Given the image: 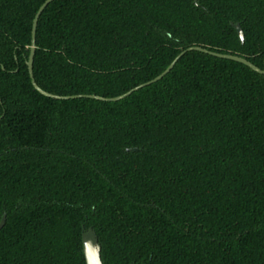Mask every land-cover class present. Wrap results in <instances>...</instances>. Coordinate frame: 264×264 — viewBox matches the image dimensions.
Masks as SVG:
<instances>
[{
	"label": "trees",
	"instance_id": "trees-1",
	"mask_svg": "<svg viewBox=\"0 0 264 264\" xmlns=\"http://www.w3.org/2000/svg\"><path fill=\"white\" fill-rule=\"evenodd\" d=\"M44 1L0 0V264H86L89 227L103 264H264V75L191 51L116 102L45 97ZM189 47L264 69V0H55L33 78L113 98Z\"/></svg>",
	"mask_w": 264,
	"mask_h": 264
},
{
	"label": "water",
	"instance_id": "water-1",
	"mask_svg": "<svg viewBox=\"0 0 264 264\" xmlns=\"http://www.w3.org/2000/svg\"><path fill=\"white\" fill-rule=\"evenodd\" d=\"M53 1H55V0H45L43 2V4L39 7L38 11L36 12V14L34 16V19L32 22V29H31L30 51H29L28 59L26 61V65H27V69H28V73H29V78L31 80V84H32L33 88L38 93H40L41 95H43L45 97L56 99V100H67V99H71V98L85 97V98L95 99V100L105 101V102H116V101H119V100H122V99L128 97L133 92L138 91L139 89H141L143 87L149 86V85L156 83L159 80H161L165 75H167L172 70V68L177 63V61L185 53L191 52V51H198V52L206 53V54H209L211 56H215V57H218L221 59H227V60L235 61V62L241 63V64L249 67L251 70H253L254 72H256L258 74L264 75V69H260V68L256 67L255 65H253L252 63H250L249 61H247L244 58H241L238 56H233V55L219 54V53L208 51L206 49H202L200 47H189L186 50L182 51L178 56H176V58L169 64V66L161 74H159L158 76H156L155 78H153L152 80H150L146 83H143L141 85H138V86L132 88L131 90H129L128 92H126L125 94H122L120 96L113 97V98H104V97L95 96V95L56 96V95L49 94V93L43 91L42 89H40L38 87V85L36 84V82L33 78L32 68H33V59H34V54H35V33H36L37 22H38V19H39L41 13L43 12V10ZM232 27L236 31L238 38H239V41L241 43H243L244 34H243V31H242L240 25L238 23L232 24ZM128 151L134 152V151H136V148L130 149ZM4 222H5V215H3L1 220H0V228L4 225ZM81 245H82V253L84 255V260H85L86 264H103L102 260H101V246L98 242L97 235H96V233L92 227H89L86 230L84 228H82Z\"/></svg>",
	"mask_w": 264,
	"mask_h": 264
}]
</instances>
